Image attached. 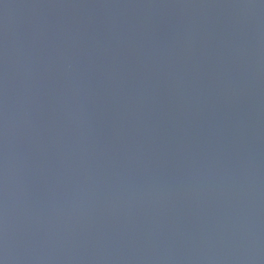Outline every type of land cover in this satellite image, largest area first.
<instances>
[{
  "label": "water",
  "instance_id": "95a60500",
  "mask_svg": "<svg viewBox=\"0 0 264 264\" xmlns=\"http://www.w3.org/2000/svg\"><path fill=\"white\" fill-rule=\"evenodd\" d=\"M0 264H264V0H0Z\"/></svg>",
  "mask_w": 264,
  "mask_h": 264
}]
</instances>
